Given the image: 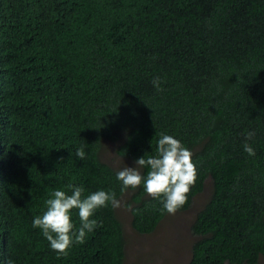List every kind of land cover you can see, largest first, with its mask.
<instances>
[{"label":"trees","instance_id":"1","mask_svg":"<svg viewBox=\"0 0 264 264\" xmlns=\"http://www.w3.org/2000/svg\"><path fill=\"white\" fill-rule=\"evenodd\" d=\"M160 131L198 164L175 213L211 187L186 264L264 260V0H0V262L126 264L117 208L99 209L100 226L67 256L32 219L54 189L80 184L127 197L131 227L152 235L171 214L142 186L121 194L101 146L118 143L134 163Z\"/></svg>","mask_w":264,"mask_h":264},{"label":"clouds","instance_id":"2","mask_svg":"<svg viewBox=\"0 0 264 264\" xmlns=\"http://www.w3.org/2000/svg\"><path fill=\"white\" fill-rule=\"evenodd\" d=\"M151 83L157 93L164 91L161 76H155ZM255 135V131L244 132L243 150L249 157L256 156L252 143ZM156 136L153 154L145 153L137 158L135 167L124 165L115 177L121 194L142 186L145 193L160 202L161 211L174 214L188 200V194L198 178V164L193 160L192 150L176 135L160 131ZM86 156L83 146L76 148L78 159L84 160ZM66 187L70 193L54 189L44 201L43 213L32 219V227L40 230L58 256H67L73 246L82 244L87 235L100 226L101 221L96 218L99 209L121 206V199L115 190L101 188L85 195L83 185L69 184ZM126 207L130 208L129 205ZM74 216L79 218L78 226ZM7 264L14 262L9 259Z\"/></svg>","mask_w":264,"mask_h":264},{"label":"rangeland","instance_id":"3","mask_svg":"<svg viewBox=\"0 0 264 264\" xmlns=\"http://www.w3.org/2000/svg\"><path fill=\"white\" fill-rule=\"evenodd\" d=\"M118 145L109 140L103 141L101 146L103 161L119 169L124 165L135 167L133 162L118 155ZM210 192L211 187L208 182L205 191L190 211L169 215L152 235H140L133 230L131 214L125 205L127 197H123L117 211L128 243L126 264H186L190 259V247L194 240L190 227ZM258 264H264V260H260Z\"/></svg>","mask_w":264,"mask_h":264}]
</instances>
